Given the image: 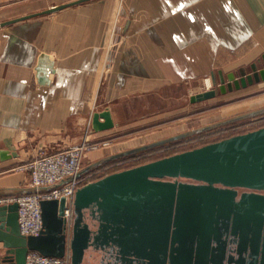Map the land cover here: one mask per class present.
Segmentation results:
<instances>
[{"label":"crops","instance_id":"0c3cea01","mask_svg":"<svg viewBox=\"0 0 264 264\" xmlns=\"http://www.w3.org/2000/svg\"><path fill=\"white\" fill-rule=\"evenodd\" d=\"M75 1L0 0V25ZM263 55L264 0H91L1 26L0 150L19 157L0 162V199L30 188L29 173L14 168L39 150L166 124L167 104L187 110L214 73L249 69ZM106 109L116 127L93 133V113ZM132 113L137 122L127 123ZM128 149L92 152L84 168ZM88 256L85 264H101V254Z\"/></svg>","mask_w":264,"mask_h":264},{"label":"water","instance_id":"95a60500","mask_svg":"<svg viewBox=\"0 0 264 264\" xmlns=\"http://www.w3.org/2000/svg\"><path fill=\"white\" fill-rule=\"evenodd\" d=\"M88 1L55 6L0 27ZM263 82L264 55L249 69L214 73L212 87L192 95L190 102H207ZM261 116L264 107L110 155L83 168L77 178L110 163ZM115 127L110 109L93 113V133ZM17 157V152L0 150V162ZM71 180L25 188L14 196L50 191ZM71 205L69 223L65 218L68 198L42 201L43 231L29 237L20 231L18 204L0 206V264H26L31 252L58 259L69 256L70 264H85L91 253L102 255L101 264H224L230 236L235 238L240 258L250 249L254 258L250 264H258L264 240V127L109 173L78 189Z\"/></svg>","mask_w":264,"mask_h":264},{"label":"rangeland","instance_id":"374dc122","mask_svg":"<svg viewBox=\"0 0 264 264\" xmlns=\"http://www.w3.org/2000/svg\"><path fill=\"white\" fill-rule=\"evenodd\" d=\"M212 87V86H211ZM209 82H208V87ZM186 105V104H184ZM182 104L180 103H170L167 104L168 109H171L169 114L170 122L166 124H155V125H143L135 126V127H127L122 133L119 135L112 136L110 138H106L104 140H90V144L97 145L98 149L96 150H87L84 152L81 166L87 165V158L89 154L92 152H98L102 150H123L127 148L142 146L163 138H167L168 136L197 129L199 127L213 124L218 121H222L227 118H231L258 108L264 107V85L261 87H257L250 94H241L232 97H218L217 100L208 101L203 103L202 105H192L188 106V109L184 110L180 109ZM186 107V106H184ZM165 106L160 105L158 108L151 109L147 112H142L140 117L145 116H156L161 110H163ZM180 109V110H179ZM164 111V110H163ZM139 119V117L137 118ZM127 123H136V118L134 119L133 113L129 114L127 119ZM264 127V116L257 117L254 119L246 120L243 122H238L234 125L222 127L220 129L200 134L191 138H188L181 142H175L163 147H159L155 150H151L145 153L138 154L134 157L125 158L120 161H116L101 167L100 169L95 170V173H90L92 175L89 178V181H95L106 174L113 173L115 171H120L123 169L131 168L134 166H139L145 163H149L161 158H165L174 154L182 153L188 150H192L194 148H198L213 142L220 141L222 139L235 136L238 134L247 133L249 131ZM84 142V141H83ZM80 143L78 145L83 144ZM76 146V145H74ZM101 146V147H99ZM45 150V149H41ZM46 152L52 153L50 150H45ZM41 152V151H40ZM39 155V154H38ZM37 157L36 155H32L30 158H27L20 165L14 168L16 172H21L18 169L31 161H33ZM87 180V181H88ZM30 183V177H29Z\"/></svg>","mask_w":264,"mask_h":264},{"label":"built area","instance_id":"2783aa9c","mask_svg":"<svg viewBox=\"0 0 264 264\" xmlns=\"http://www.w3.org/2000/svg\"><path fill=\"white\" fill-rule=\"evenodd\" d=\"M90 143V139L87 138L81 145L70 146L60 151L50 153L39 150L33 161L18 169L21 172L29 173L30 188L51 187L72 178L70 182L50 191L0 199V205L18 204L19 225L22 235L27 237L39 236L43 231L41 202L44 200L68 198L70 207L65 211V218L70 223L73 214L71 202L77 190L91 182L87 178L88 175L77 178L83 169L81 163L84 152L98 149L97 145ZM2 250L3 243L0 241V252ZM26 264H70V258L58 259L45 257L38 252H31L27 257Z\"/></svg>","mask_w":264,"mask_h":264},{"label":"flooded vegetation","instance_id":"af4514ba","mask_svg":"<svg viewBox=\"0 0 264 264\" xmlns=\"http://www.w3.org/2000/svg\"><path fill=\"white\" fill-rule=\"evenodd\" d=\"M226 239V238H225ZM235 238L230 236L227 239V250L225 253V259H224V264H250V262H253L254 258L252 257V251L249 249L248 252H244L243 253V257L240 258V255L238 254V247L237 244L235 243ZM262 248L259 252V263L261 264V261L264 257V240L262 241ZM217 255L219 257L222 256V253L217 251ZM232 257V260H230ZM239 262V263H238ZM138 264V263H135ZM140 264H144V263H140Z\"/></svg>","mask_w":264,"mask_h":264},{"label":"trees","instance_id":"16d2710c","mask_svg":"<svg viewBox=\"0 0 264 264\" xmlns=\"http://www.w3.org/2000/svg\"><path fill=\"white\" fill-rule=\"evenodd\" d=\"M154 150H155V149H154ZM133 157H134V156H133ZM129 158H130V157H129ZM93 173H95V172H93ZM106 175H107V174H106ZM91 176H92V175H90V174L88 175V177H91Z\"/></svg>","mask_w":264,"mask_h":264}]
</instances>
